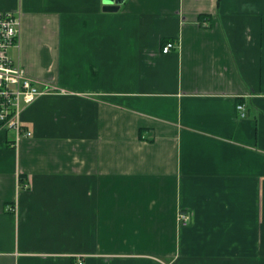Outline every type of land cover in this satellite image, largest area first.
Returning a JSON list of instances; mask_svg holds the SVG:
<instances>
[{
	"label": "crops",
	"instance_id": "obj_1",
	"mask_svg": "<svg viewBox=\"0 0 264 264\" xmlns=\"http://www.w3.org/2000/svg\"><path fill=\"white\" fill-rule=\"evenodd\" d=\"M103 7L0 0L64 91L0 128V264H264V0Z\"/></svg>",
	"mask_w": 264,
	"mask_h": 264
},
{
	"label": "built area",
	"instance_id": "obj_2",
	"mask_svg": "<svg viewBox=\"0 0 264 264\" xmlns=\"http://www.w3.org/2000/svg\"><path fill=\"white\" fill-rule=\"evenodd\" d=\"M21 25V11H0V128L13 132L14 147L22 138L33 135L24 125V110L38 98L61 91L57 86L30 77L27 70L9 55L12 49L20 48ZM172 48L174 44L169 43L163 51L168 53ZM238 109L244 115V107L240 105ZM180 220L185 226L189 223L185 214L180 215Z\"/></svg>",
	"mask_w": 264,
	"mask_h": 264
},
{
	"label": "water",
	"instance_id": "obj_3",
	"mask_svg": "<svg viewBox=\"0 0 264 264\" xmlns=\"http://www.w3.org/2000/svg\"><path fill=\"white\" fill-rule=\"evenodd\" d=\"M124 1L125 0H104L103 10L106 12H116Z\"/></svg>",
	"mask_w": 264,
	"mask_h": 264
},
{
	"label": "rangeland",
	"instance_id": "obj_4",
	"mask_svg": "<svg viewBox=\"0 0 264 264\" xmlns=\"http://www.w3.org/2000/svg\"><path fill=\"white\" fill-rule=\"evenodd\" d=\"M9 55L16 61V58H17V53H16V50H11Z\"/></svg>",
	"mask_w": 264,
	"mask_h": 264
}]
</instances>
